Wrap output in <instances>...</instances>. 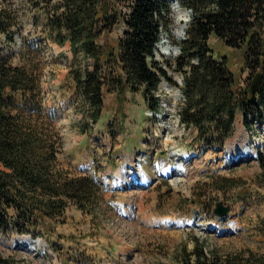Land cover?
<instances>
[{
	"label": "rangeland",
	"instance_id": "1",
	"mask_svg": "<svg viewBox=\"0 0 264 264\" xmlns=\"http://www.w3.org/2000/svg\"><path fill=\"white\" fill-rule=\"evenodd\" d=\"M7 3L17 10L19 25L12 28L13 42L0 34V47L14 65L24 63L18 54L24 40L36 48L32 54L46 96L44 105L58 115L59 168L70 176H91L103 192L91 213L70 206L62 222L41 229L42 237L12 230L1 234L4 256L19 264H176L196 243L207 254L264 255V186L258 180L264 123L256 124L251 133L237 115L226 147L203 149L196 129L179 122L180 89L163 81L159 86L163 110L155 117L141 92L128 91L122 105L110 92L104 96L99 123L83 133L80 126L86 120L68 78L73 59L69 43L59 46L49 39L43 25L35 24L38 13L25 7L24 0ZM172 8L170 31L161 36V42L171 44L170 54L163 55L168 61L179 54L176 42L183 38L190 16L185 9L173 4ZM122 32L123 26L117 27L110 39L117 40ZM209 44L217 57L226 56L237 90L250 86L256 73L245 67L243 50L227 48L215 37ZM164 45L159 44L158 53ZM168 72L180 86L182 76ZM235 147L242 151L234 159L230 151ZM129 161L132 173L126 170ZM225 180L234 186L218 190ZM218 204L228 212L216 215ZM26 237L29 243L22 241Z\"/></svg>",
	"mask_w": 264,
	"mask_h": 264
},
{
	"label": "trees",
	"instance_id": "2",
	"mask_svg": "<svg viewBox=\"0 0 264 264\" xmlns=\"http://www.w3.org/2000/svg\"><path fill=\"white\" fill-rule=\"evenodd\" d=\"M6 1L0 0V34L13 42L12 28L19 20ZM176 1L190 16L183 38L176 42L180 52L168 61L157 55L156 46L163 32L170 31L172 0H24L25 7L38 13L35 24L43 25L49 39L70 45L68 78L86 120L81 132L99 123L104 96L110 92L116 93L118 105L128 91L141 92L155 117L163 110V81L180 89L179 122L196 129L203 149L226 147L237 115L251 133L264 123V0ZM119 26L122 36L111 40L109 35ZM211 37L243 50L245 67L262 74L255 103L249 85L237 90L227 58L214 54ZM35 50L33 42L24 40L18 53L24 63L14 65L0 47V235L12 230L42 237L41 229L62 222L70 206L91 213L103 192L91 176H70L59 168L58 115L44 105ZM168 69L182 76L180 86L172 82ZM258 162V180L264 186L262 153ZM219 185L218 190L234 186L230 180ZM261 230L264 233V222ZM0 264L19 263L0 252ZM176 264H264V255L207 254L196 243Z\"/></svg>",
	"mask_w": 264,
	"mask_h": 264
},
{
	"label": "water",
	"instance_id": "3",
	"mask_svg": "<svg viewBox=\"0 0 264 264\" xmlns=\"http://www.w3.org/2000/svg\"><path fill=\"white\" fill-rule=\"evenodd\" d=\"M172 4L174 5V7L176 8H180V5L178 4V2L176 0H172ZM186 13L189 14L190 11L186 10ZM166 43V45H164V47H162V49H160V53L163 55H169L170 51L172 50L171 48V44H169L168 42H161L160 44L163 46V44ZM167 49V50H165ZM177 52L179 53V47H177ZM261 83H262V74L261 73H257L255 75V77L252 79L251 84H250V90H251V96L250 99L253 103L256 102V95L259 92L260 88H261ZM229 208L226 207L225 209H223L221 207V204L217 205L216 210L214 211V213L216 215H223L226 214L228 212Z\"/></svg>",
	"mask_w": 264,
	"mask_h": 264
},
{
	"label": "bare ground",
	"instance_id": "4",
	"mask_svg": "<svg viewBox=\"0 0 264 264\" xmlns=\"http://www.w3.org/2000/svg\"><path fill=\"white\" fill-rule=\"evenodd\" d=\"M161 49H162V47H161ZM165 50H167V49H165ZM241 131V130H240ZM241 149H238V147L236 148H232V150L230 151V157H233L234 159L235 158H237V157H239L238 155H239V151H240ZM242 151V150H241ZM249 154H253V152L251 151V150H249ZM132 161H129L128 162V167L126 168V170H127V172L128 173H132L131 172V170H130V168L129 167H131L132 166ZM144 178L146 179V180H149L150 178H149V176L148 175H145L144 176ZM140 185L141 186H144L145 185V183H140ZM22 241L23 242H25V241H27L28 242V238H26V240L25 239H22ZM30 241V240H29ZM29 243V242H28Z\"/></svg>",
	"mask_w": 264,
	"mask_h": 264
}]
</instances>
